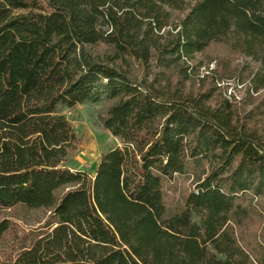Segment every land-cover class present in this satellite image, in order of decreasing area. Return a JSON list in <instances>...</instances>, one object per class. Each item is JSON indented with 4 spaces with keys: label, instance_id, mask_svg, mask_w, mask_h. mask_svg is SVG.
<instances>
[{
    "label": "trees",
    "instance_id": "obj_1",
    "mask_svg": "<svg viewBox=\"0 0 264 264\" xmlns=\"http://www.w3.org/2000/svg\"><path fill=\"white\" fill-rule=\"evenodd\" d=\"M212 44L264 67V0H0V212L45 211L21 233L0 218V264H264V234L241 241L264 196V108L187 85ZM99 99L121 146L89 174L65 164L62 109ZM196 157L168 214L164 185Z\"/></svg>",
    "mask_w": 264,
    "mask_h": 264
},
{
    "label": "rangeland",
    "instance_id": "obj_2",
    "mask_svg": "<svg viewBox=\"0 0 264 264\" xmlns=\"http://www.w3.org/2000/svg\"><path fill=\"white\" fill-rule=\"evenodd\" d=\"M196 64L191 70V81L187 85L196 89L212 80L222 96L237 103L244 110L263 113L264 89L257 92L252 89L251 78L257 71L264 73V67L250 57L237 56L223 44H212L205 51L196 55ZM191 84V85H190ZM263 101V102H262ZM103 100H93L76 104L72 108H63L76 136V147L69 154L66 165L75 170L93 174L97 162L105 151L121 146V139L105 130L99 117ZM257 105L260 107L257 109ZM203 159L196 157L185 166L182 174L175 175L164 185L167 213L172 214L183 206L187 193L195 186L196 180L203 176ZM72 186L67 187L66 189ZM65 189V190H66ZM252 215L246 220L241 241L254 244L264 234V196H249ZM45 215L43 210L17 207L1 211L0 218L9 217L14 229L19 233L36 227L39 219ZM12 235L4 239L9 244ZM7 249V248H6ZM253 264H257L253 260Z\"/></svg>",
    "mask_w": 264,
    "mask_h": 264
}]
</instances>
